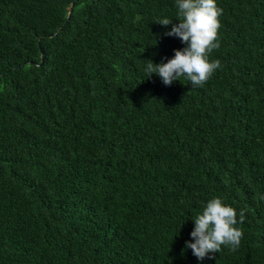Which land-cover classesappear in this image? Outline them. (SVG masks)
Returning <instances> with one entry per match:
<instances>
[{"label": "trees", "instance_id": "obj_1", "mask_svg": "<svg viewBox=\"0 0 264 264\" xmlns=\"http://www.w3.org/2000/svg\"><path fill=\"white\" fill-rule=\"evenodd\" d=\"M216 3L194 88L146 78L187 46L175 0H0V264H264V0ZM214 197L243 237L198 260Z\"/></svg>", "mask_w": 264, "mask_h": 264}, {"label": "clouds", "instance_id": "obj_2", "mask_svg": "<svg viewBox=\"0 0 264 264\" xmlns=\"http://www.w3.org/2000/svg\"><path fill=\"white\" fill-rule=\"evenodd\" d=\"M175 6L178 24H172L169 18L158 19L154 23L164 26L172 24L165 35L178 37L187 46L174 50V56L166 63L161 61L156 64L146 60V78L155 74L163 84L171 85L183 77L191 87L202 88L221 67L220 61L210 59V56L213 50L220 47L218 30L222 25L219 17L223 9L218 7L216 0H175ZM192 220V240L185 243V249H191L198 260L211 258L209 254L219 253L222 247L233 251L239 248L243 230L237 225L244 222L245 210L237 211L222 197H214Z\"/></svg>", "mask_w": 264, "mask_h": 264}]
</instances>
